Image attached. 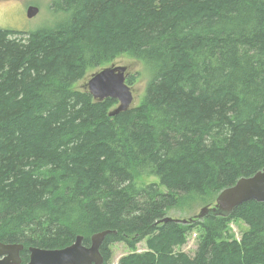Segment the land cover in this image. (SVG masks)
<instances>
[{
  "label": "trees",
  "instance_id": "1",
  "mask_svg": "<svg viewBox=\"0 0 264 264\" xmlns=\"http://www.w3.org/2000/svg\"><path fill=\"white\" fill-rule=\"evenodd\" d=\"M49 8L44 28L0 29V243L22 244L25 264L29 247L63 249L77 236L88 247L111 231L103 264L115 243L130 252L117 264H264V203L157 223L264 168V0ZM121 56L149 78L137 105L109 117L116 100L74 86ZM142 177L157 182L137 187ZM234 221L247 226L240 240ZM191 234L193 256L179 250Z\"/></svg>",
  "mask_w": 264,
  "mask_h": 264
},
{
  "label": "water",
  "instance_id": "2",
  "mask_svg": "<svg viewBox=\"0 0 264 264\" xmlns=\"http://www.w3.org/2000/svg\"><path fill=\"white\" fill-rule=\"evenodd\" d=\"M38 8L30 6L26 10V17L33 18ZM128 75L127 66H119L111 63L93 73L84 85L95 102L106 99L117 101V106L108 113L113 117L133 107L132 89L125 84ZM254 201L264 203V168L248 178L239 179L233 186L222 190L215 198L213 204L203 206L198 213L189 219H173L164 217L157 223L187 224L202 220L206 216H228L241 204ZM113 232L102 231L91 236L89 246L82 244L83 238L77 236L75 241L63 248L46 250L29 247L28 261L25 264H103V258L99 252L105 237ZM22 244L0 243V264H22L20 253Z\"/></svg>",
  "mask_w": 264,
  "mask_h": 264
},
{
  "label": "rangeland",
  "instance_id": "3",
  "mask_svg": "<svg viewBox=\"0 0 264 264\" xmlns=\"http://www.w3.org/2000/svg\"><path fill=\"white\" fill-rule=\"evenodd\" d=\"M53 0H0V29L13 30L16 32H31L40 28H44L51 23L53 12L50 10L49 6ZM30 6H35L38 8L37 14L28 19L26 17V10ZM115 65L127 66L128 74H137L138 78L136 82L129 86L132 89L133 94V106L137 105L143 96L144 89L149 78V74L146 72L144 67L137 61L131 59L128 56H121L117 58L114 62ZM109 66L108 64L104 67ZM97 70H89L86 77L80 82L75 84V88L83 89L85 83L89 77L95 73ZM157 179L152 177H142L136 181L137 187H143L150 183H156ZM214 196L210 201L206 200H192L188 199L185 202V206L181 208L171 209L167 212V217L173 219L186 220L194 217L198 211L206 204H213L215 201ZM247 229V226L240 222L234 221L230 224V231L232 236L236 240H240L242 233ZM196 236L191 234L188 236L185 245L179 248L180 251L193 256L196 249ZM137 252H142L145 250L144 242L136 245ZM111 258L108 264H117L119 259L129 252L128 248L122 243H115L110 246Z\"/></svg>",
  "mask_w": 264,
  "mask_h": 264
},
{
  "label": "flooded vegetation",
  "instance_id": "4",
  "mask_svg": "<svg viewBox=\"0 0 264 264\" xmlns=\"http://www.w3.org/2000/svg\"><path fill=\"white\" fill-rule=\"evenodd\" d=\"M83 243V242H82Z\"/></svg>",
  "mask_w": 264,
  "mask_h": 264
}]
</instances>
